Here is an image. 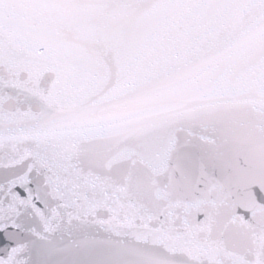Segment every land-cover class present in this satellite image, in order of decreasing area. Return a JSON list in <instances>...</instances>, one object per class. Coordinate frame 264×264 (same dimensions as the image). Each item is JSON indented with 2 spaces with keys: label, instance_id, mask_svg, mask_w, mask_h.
Wrapping results in <instances>:
<instances>
[{
  "label": "snow or ice",
  "instance_id": "1",
  "mask_svg": "<svg viewBox=\"0 0 264 264\" xmlns=\"http://www.w3.org/2000/svg\"><path fill=\"white\" fill-rule=\"evenodd\" d=\"M0 264H264V0H0Z\"/></svg>",
  "mask_w": 264,
  "mask_h": 264
}]
</instances>
